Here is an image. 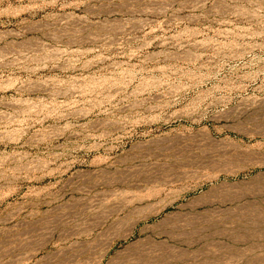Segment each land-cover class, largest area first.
Instances as JSON below:
<instances>
[{
	"label": "rangeland",
	"instance_id": "1",
	"mask_svg": "<svg viewBox=\"0 0 264 264\" xmlns=\"http://www.w3.org/2000/svg\"><path fill=\"white\" fill-rule=\"evenodd\" d=\"M136 1L0 0V264H264V0Z\"/></svg>",
	"mask_w": 264,
	"mask_h": 264
},
{
	"label": "bare ground",
	"instance_id": "2",
	"mask_svg": "<svg viewBox=\"0 0 264 264\" xmlns=\"http://www.w3.org/2000/svg\"><path fill=\"white\" fill-rule=\"evenodd\" d=\"M137 1L140 2L141 0H137ZM137 1H136V2H137ZM148 1H150V0H148ZM186 1H188V0H186ZM195 1H196V0H189V2H195ZM197 1H198V2H197ZM197 1L195 2V4L201 2V0H197ZM134 2H135V1H134ZM159 2H160V0H159ZM159 2L156 0V3H158V4H162V3H163V4H162V7H163V5L166 6V4H167V3L165 2V0H164L165 3H164V2L159 3ZM183 2H184V1H183ZM205 2H206V1H205ZM130 3H131V2H130ZM150 3H151V1H150ZM153 3H154V2H153ZM168 3H169V1H168ZM187 3H188V2H187ZM203 3H204V0H203ZM144 4H145V3H144ZM184 4H185V3H184ZM190 4H191V3H190ZM204 4H205V3H204ZM204 4H203V5H204ZM146 5L149 7L148 4H146ZM156 5H157V4H156ZM167 5H168V4H167ZM169 5H170V4H169ZM171 5H172V4H171ZM171 5H170V6H171ZM192 5H193V4H192ZM200 5H201V3H200ZM150 6H151V5H150ZM152 6L154 7V5H152ZM158 6H159V5H158ZM170 6H169V7H170ZM194 6L196 7V5H194ZM159 7H160V6H159ZM188 7H189V6H188ZM155 8H157V7H155ZM155 8H154V10H152V11H155ZM163 8H164V7H163ZM191 8H193V7H191ZM147 9H148V8H147ZM156 10H157V9H156ZM158 10H159V8H158ZM160 10H161V9H160ZM165 10H166V9H165ZM163 11H164V10H163Z\"/></svg>",
	"mask_w": 264,
	"mask_h": 264
}]
</instances>
